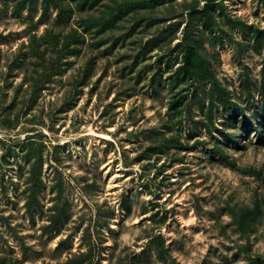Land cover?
Here are the masks:
<instances>
[{
	"label": "rangeland",
	"instance_id": "1",
	"mask_svg": "<svg viewBox=\"0 0 264 264\" xmlns=\"http://www.w3.org/2000/svg\"><path fill=\"white\" fill-rule=\"evenodd\" d=\"M21 1L0 0V264H264V0H217L210 27L206 0Z\"/></svg>",
	"mask_w": 264,
	"mask_h": 264
},
{
	"label": "trees",
	"instance_id": "2",
	"mask_svg": "<svg viewBox=\"0 0 264 264\" xmlns=\"http://www.w3.org/2000/svg\"><path fill=\"white\" fill-rule=\"evenodd\" d=\"M25 1H21L19 8H24ZM63 0H53V6L60 11V15H62V12H64V6L61 4ZM98 1V0H96ZM217 0H206V3L203 7H198L195 6V13L199 15L200 20L202 21L203 24L206 26H211L214 24V17H213V8L215 7V2ZM51 0H44V6H45V13L48 12L49 10V4L51 3ZM21 6V7H20ZM98 26V25H97ZM192 46H188L187 50V55H186V60H187V66L185 67L187 74L192 72V67L194 66V63L196 60L199 59L198 53L196 51V48H191Z\"/></svg>",
	"mask_w": 264,
	"mask_h": 264
}]
</instances>
